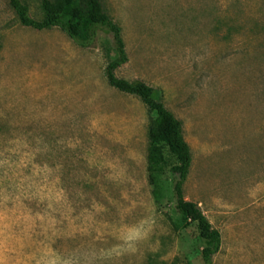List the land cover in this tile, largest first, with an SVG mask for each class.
<instances>
[{
    "label": "rangeland",
    "instance_id": "374dc122",
    "mask_svg": "<svg viewBox=\"0 0 264 264\" xmlns=\"http://www.w3.org/2000/svg\"><path fill=\"white\" fill-rule=\"evenodd\" d=\"M101 1L129 55L117 75L183 122L184 194L222 234L214 264H264V0ZM116 55L110 35L82 47L0 0V264H203L177 161L150 169L156 114L108 81Z\"/></svg>",
    "mask_w": 264,
    "mask_h": 264
},
{
    "label": "trees",
    "instance_id": "16d2710c",
    "mask_svg": "<svg viewBox=\"0 0 264 264\" xmlns=\"http://www.w3.org/2000/svg\"><path fill=\"white\" fill-rule=\"evenodd\" d=\"M19 21L37 30L61 28L82 47H91L100 33L112 37L116 57L106 67L109 83L116 89L136 95L142 99L151 112L156 114L150 128L148 160L153 173H161L169 164V157L177 161L172 165L174 173L173 195L176 210L183 224L195 223L199 239L203 244V264H214V256L222 245V234L214 228L200 205L188 200L184 184L193 163L191 147L184 136L183 122L164 103L162 91L142 79L129 80L117 75V70L129 61L122 28L105 10L101 0H42V18L33 16L30 5L24 0H9Z\"/></svg>",
    "mask_w": 264,
    "mask_h": 264
}]
</instances>
